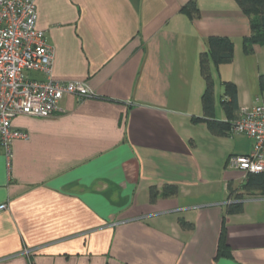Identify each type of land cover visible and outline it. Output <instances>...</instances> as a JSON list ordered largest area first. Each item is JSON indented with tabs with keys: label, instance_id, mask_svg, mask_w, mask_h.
I'll use <instances>...</instances> for the list:
<instances>
[{
	"label": "crops",
	"instance_id": "obj_1",
	"mask_svg": "<svg viewBox=\"0 0 264 264\" xmlns=\"http://www.w3.org/2000/svg\"><path fill=\"white\" fill-rule=\"evenodd\" d=\"M189 1L37 0L54 78L95 96L14 119L29 138L10 158L0 148V264H264V191H245L250 174L229 166L253 140L211 133L199 67L208 36L233 41V61L212 74L220 104L223 82L236 84L238 115L264 101V44L244 52L250 19L236 0H195L194 18ZM237 194L243 210L229 214Z\"/></svg>",
	"mask_w": 264,
	"mask_h": 264
},
{
	"label": "built area",
	"instance_id": "obj_2",
	"mask_svg": "<svg viewBox=\"0 0 264 264\" xmlns=\"http://www.w3.org/2000/svg\"><path fill=\"white\" fill-rule=\"evenodd\" d=\"M37 19V0H0V148L9 158L13 142L29 138L26 131L13 126L15 118H48L63 112L61 102L66 95L95 96L84 80L54 78L55 48L37 27ZM33 71L43 72L46 78H32L29 73ZM230 132L248 136L253 145L248 154L231 157L229 166L246 174L264 173V101L241 107ZM243 201L233 198L229 202ZM6 208L7 203L0 205Z\"/></svg>",
	"mask_w": 264,
	"mask_h": 264
},
{
	"label": "trees",
	"instance_id": "obj_3",
	"mask_svg": "<svg viewBox=\"0 0 264 264\" xmlns=\"http://www.w3.org/2000/svg\"><path fill=\"white\" fill-rule=\"evenodd\" d=\"M241 10L249 17L251 33L243 39L244 52L249 54L255 50L257 44H264V0H236ZM182 11L191 18L198 17L200 10L195 0H190ZM207 49L199 55L200 72L206 82V88L202 97L203 118L208 128L214 135H226L230 133L232 122L237 118L239 109L237 86L232 81H224V96L221 105L226 120L216 118L215 83L212 74V67L217 70L221 65L229 64L234 59V44L229 37L211 35L206 38ZM261 87L264 89V77L261 78ZM245 191H264V173H252L246 184ZM179 188L176 185L167 186L164 195H177ZM237 194L236 198H242ZM243 210V203L232 202L228 205L227 213H239ZM179 223L184 229H193L194 224L180 218ZM219 255H228L225 243L224 230L219 240Z\"/></svg>",
	"mask_w": 264,
	"mask_h": 264
},
{
	"label": "rangeland",
	"instance_id": "obj_4",
	"mask_svg": "<svg viewBox=\"0 0 264 264\" xmlns=\"http://www.w3.org/2000/svg\"><path fill=\"white\" fill-rule=\"evenodd\" d=\"M216 101H217V106L219 107V109L221 108V104H220V93L216 94Z\"/></svg>",
	"mask_w": 264,
	"mask_h": 264
}]
</instances>
